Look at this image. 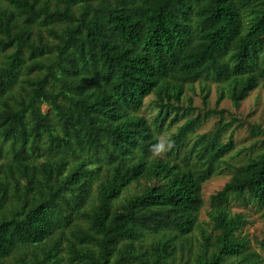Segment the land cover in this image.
Wrapping results in <instances>:
<instances>
[{"label": "trees", "instance_id": "trees-1", "mask_svg": "<svg viewBox=\"0 0 264 264\" xmlns=\"http://www.w3.org/2000/svg\"><path fill=\"white\" fill-rule=\"evenodd\" d=\"M198 81L236 106L264 83V0H0V264H264L227 205L264 207V148L211 196L196 250L234 136L191 145L192 117L152 158Z\"/></svg>", "mask_w": 264, "mask_h": 264}, {"label": "rangeland", "instance_id": "rangeland-1", "mask_svg": "<svg viewBox=\"0 0 264 264\" xmlns=\"http://www.w3.org/2000/svg\"><path fill=\"white\" fill-rule=\"evenodd\" d=\"M220 91L221 87L216 83L209 81L195 82L194 85L187 88L180 103L178 112L184 115L183 118L173 126H168L166 123L167 129L158 134L159 140L170 141L172 134L177 131L179 125L189 118L201 116L200 126L190 136L191 145L195 143L197 137L215 131L220 124L227 125L223 129L221 141L226 142L231 135L234 136L235 149L221 161L218 172L203 184L204 203L199 215V226L190 235L195 250L201 240V228L211 230L214 226V222L209 216L212 209L211 196L221 190L231 179L235 166L245 163L252 154L264 148V83L261 82L242 101L240 106L234 105L229 97H225L218 103ZM190 98L193 99L191 108L188 107ZM43 109L47 110L48 107L43 106ZM158 110L156 96L151 94L145 99L144 105L138 111V114L145 115L149 120H153ZM215 110L223 112L216 113ZM175 113L172 112L171 117ZM168 151L161 158H168ZM154 157L152 155V158ZM5 162L6 158L0 159V168ZM140 189V186L134 183L122 196L126 197L132 193H137ZM229 199L227 205L232 213H242L247 220V224L240 232L241 235L248 236L251 246L262 253L260 242L264 238V207H260L256 202L248 199L246 195L241 197L230 196ZM10 261L15 263L14 258H10Z\"/></svg>", "mask_w": 264, "mask_h": 264}, {"label": "clouds", "instance_id": "clouds-1", "mask_svg": "<svg viewBox=\"0 0 264 264\" xmlns=\"http://www.w3.org/2000/svg\"><path fill=\"white\" fill-rule=\"evenodd\" d=\"M172 147L171 141L159 140L155 145H152L151 152L155 157H162Z\"/></svg>", "mask_w": 264, "mask_h": 264}]
</instances>
